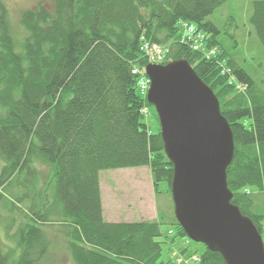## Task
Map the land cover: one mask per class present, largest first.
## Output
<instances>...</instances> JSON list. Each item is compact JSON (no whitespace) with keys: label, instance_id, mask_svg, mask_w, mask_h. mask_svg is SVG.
Masks as SVG:
<instances>
[{"label":"trees","instance_id":"1","mask_svg":"<svg viewBox=\"0 0 264 264\" xmlns=\"http://www.w3.org/2000/svg\"><path fill=\"white\" fill-rule=\"evenodd\" d=\"M212 1L54 0L51 9L38 4L22 13L21 42L1 8L0 201L13 214L4 225L13 246H0V264H41L58 237L73 264H173L160 260L163 221L172 227L170 243L187 237L173 215V166L159 124L153 132L143 122L149 108L158 122L155 110L132 74L147 65L145 42L167 47L162 64L185 60L218 99L234 144L226 169L231 203L264 246V210L253 208V196H264V90L248 75L233 79L237 63L206 15L227 0ZM183 22L202 36L201 49L183 40ZM248 22L264 48V0L252 1ZM36 162L53 169L46 190L36 186ZM139 167L149 169L155 194L166 185L171 216L106 222L100 173ZM184 253L179 263L225 264L205 246L186 261Z\"/></svg>","mask_w":264,"mask_h":264},{"label":"water","instance_id":"2","mask_svg":"<svg viewBox=\"0 0 264 264\" xmlns=\"http://www.w3.org/2000/svg\"><path fill=\"white\" fill-rule=\"evenodd\" d=\"M146 101L173 166V215L187 239L220 254L225 264H264L252 221L231 203L226 169L234 144L214 93L185 60L146 65Z\"/></svg>","mask_w":264,"mask_h":264},{"label":"rangeland","instance_id":"3","mask_svg":"<svg viewBox=\"0 0 264 264\" xmlns=\"http://www.w3.org/2000/svg\"><path fill=\"white\" fill-rule=\"evenodd\" d=\"M54 0H0V12L4 9L5 19L10 28V32L13 38L21 42L26 37V31L20 23L21 15L24 11L33 9L36 5L42 4L45 8L51 9ZM254 0H227L225 3L216 7L214 10L210 8L208 10L207 19L212 21L219 31L217 36L218 42L224 49L232 56L238 66L237 75L234 76L235 81H239L240 75H248L252 80L264 90V48L258 41L253 27L248 22V17L251 13V3ZM211 3H214L212 0ZM2 8V9H1ZM146 67V66H145ZM238 88H243L240 84ZM144 123L148 128L156 132L158 128V122L152 110L145 111ZM247 123V121L245 122ZM1 166V160H0ZM34 167L38 171L37 188H44L45 190L51 184L53 178V169L50 166L40 164L36 162ZM123 171H134L132 168L105 170L100 173L99 178L102 184L107 181V174L121 173ZM144 169L142 174H144ZM124 176V173H121ZM137 176V175H136ZM144 176V175H143ZM133 178V180H129ZM141 181H144L142 177ZM137 179L139 181L137 182ZM140 182V178L128 176L121 180L120 190H126L129 196L133 198L139 193L145 192L144 187L137 184ZM47 187V188H46ZM18 193V189H15L13 193ZM159 192L156 201L158 209L162 210V203L165 202L172 214V206L168 194H166V185H159ZM15 193V194H16ZM127 195V194H126ZM253 208L255 212H262L264 210V196L255 194L253 196ZM166 210V207H165ZM165 213V212H164ZM163 213V214H164ZM13 214L9 213L5 202L0 201V246L5 245L13 246L5 233L4 225L8 221V217ZM166 220L168 219L165 218ZM172 227L167 221H163L161 231L166 238H159V241H165L162 244L161 261H171L173 264L178 263V259L181 256V252L185 250L183 258L186 261L189 256L199 254L204 250V245L195 243L187 238H176L173 243H170L171 235L168 234V230ZM264 238V235H263ZM41 264H73L61 237L56 239L53 247L50 250L49 256L46 261ZM194 264V263H193Z\"/></svg>","mask_w":264,"mask_h":264},{"label":"crops","instance_id":"4","mask_svg":"<svg viewBox=\"0 0 264 264\" xmlns=\"http://www.w3.org/2000/svg\"><path fill=\"white\" fill-rule=\"evenodd\" d=\"M134 171H123L121 173L107 174V181L102 184L99 178L100 198L102 204V216L106 222H137V221H157L159 216L163 215L170 217L166 203H162V210L158 209L156 197L152 186L150 171L147 167L132 168ZM144 174H142V170ZM131 175L134 178H140L142 184L139 186L144 187L145 192L135 195L133 198L129 196L126 190H120L123 186L121 180ZM137 175V176H136ZM144 175V176H143ZM100 176V175H99ZM144 181H141L143 179ZM133 180V178H129ZM139 179H137V182ZM127 194V195H126ZM166 207V210H165Z\"/></svg>","mask_w":264,"mask_h":264},{"label":"built area","instance_id":"5","mask_svg":"<svg viewBox=\"0 0 264 264\" xmlns=\"http://www.w3.org/2000/svg\"><path fill=\"white\" fill-rule=\"evenodd\" d=\"M180 28L182 29V34L184 38L183 40L187 43L188 40L194 42L191 45L192 49L194 50L201 49V43L199 40L200 38H202V36L200 34H196L193 25L190 23L183 22L180 24ZM141 50L144 52V58L147 64L160 65L162 64L163 55L166 52L167 47L163 45H158L156 43L145 42L142 44ZM213 54H214V50H210L207 52V55L209 56ZM132 74L139 76L138 91L142 97H145L149 87V80L144 73V68L142 70L134 69L132 70ZM145 111H146L145 109L142 110L144 114H146ZM193 259L194 261L198 260L197 257Z\"/></svg>","mask_w":264,"mask_h":264},{"label":"bare ground","instance_id":"6","mask_svg":"<svg viewBox=\"0 0 264 264\" xmlns=\"http://www.w3.org/2000/svg\"><path fill=\"white\" fill-rule=\"evenodd\" d=\"M195 32H196V31H195ZM196 34H199V33L196 32ZM193 43H194V42L188 40V44H189V45H192ZM233 79H234V76H233Z\"/></svg>","mask_w":264,"mask_h":264}]
</instances>
